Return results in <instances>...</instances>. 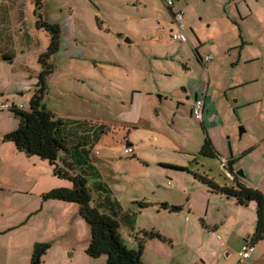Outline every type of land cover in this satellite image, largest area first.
<instances>
[{
  "label": "rangeland",
  "instance_id": "rangeland-1",
  "mask_svg": "<svg viewBox=\"0 0 264 264\" xmlns=\"http://www.w3.org/2000/svg\"><path fill=\"white\" fill-rule=\"evenodd\" d=\"M172 12L181 16L184 43L170 40L169 29L176 31V25L172 26L176 18L162 0H0V54L17 58L18 73L41 72L38 56L46 50L50 37L36 28V20L40 15L43 21L59 26V51L47 60L52 73L46 78L42 104L60 112L58 118L71 114V119L103 127L105 133L96 143L97 155L91 158L98 181L111 190V199L135 213L134 231L125 227L126 223L121 224L124 243L137 248V233L145 230L157 231L171 242L148 240L144 264H264V254L257 262L241 261L238 256L245 243L238 236L239 226H235V204L212 200L210 214L226 215L220 221L224 225L219 227V222L214 235L206 233V226L197 216H188L187 204L188 197L194 205L205 202L198 187L213 193L195 175L230 185L219 158L234 159V172H249L252 178L261 174L257 164L261 148L257 142L264 138V0H174ZM116 39L131 41L139 54L133 59V79L126 74L132 72L131 65L124 67L125 61H130L125 58L130 52L124 44L123 49L117 48ZM242 43L244 51L239 55ZM206 57L211 61L202 64L200 58ZM238 59L240 64L234 68L231 63ZM239 77L245 78L241 79L244 85L228 88L229 84L237 86L234 80ZM198 84L206 89L213 104L207 126L190 117L191 100L200 91ZM130 90L144 95L138 100L142 122L123 129L117 123L123 113L134 116L129 115L128 106L122 105L130 102ZM30 94L16 97L5 91L0 94V102H17L25 111ZM70 97L74 104L69 103ZM237 98H242L239 107L234 103ZM16 126L17 119L11 112L0 111L2 153L7 147L13 149L2 137ZM205 136L217 153L215 159L198 155ZM127 144L134 153L122 157L120 153ZM4 163H10L11 169L3 170L8 177L2 174V223L12 216L15 221L19 217L18 208L13 211L8 206L23 204L24 200L28 207L34 204V193H15L20 181H33L41 173L39 168L47 173L43 166L34 167L35 162L24 158L10 159L6 155ZM31 170L35 175L30 176ZM189 191L194 192L192 196ZM92 201L95 205V196ZM137 201L150 206L137 209L132 206ZM166 204L168 211L161 208ZM172 208L180 211L174 213ZM217 209L220 213L215 215ZM245 210V217L255 218L253 208ZM8 232L19 247L8 264H23L31 253V238L38 237L36 228L30 225ZM47 240L48 245L53 242ZM255 247L258 253H264V241ZM95 264H106L105 258H98Z\"/></svg>",
  "mask_w": 264,
  "mask_h": 264
},
{
  "label": "trees",
  "instance_id": "trees-1",
  "mask_svg": "<svg viewBox=\"0 0 264 264\" xmlns=\"http://www.w3.org/2000/svg\"><path fill=\"white\" fill-rule=\"evenodd\" d=\"M36 6L38 10L39 1ZM170 9L169 11H172ZM35 24L36 28L48 33L50 37L46 50L38 56L41 72L36 77L37 82L29 100L28 110L24 111L22 105L21 109H17L14 104L10 110H7L17 119V126L13 131L4 134L2 141L12 143L15 149L26 157H35L48 163L54 177L70 183L69 188H54L42 194L41 200L65 202L77 206L78 215L89 231L90 238L85 249L87 257L91 259L104 257L106 264H143L145 243L153 239L161 242L167 240L159 232L151 230L137 233L135 238L137 248H129L124 243L121 224L126 223L125 227L128 226L130 231H134L135 213L124 210L111 199V190L98 181L99 176L91 158L99 135L105 133L103 127L94 128L93 125H86L84 122L55 118L42 104L46 93V78L52 73V66L47 60L59 50L60 28L56 24L43 21L40 15ZM0 59L8 63L12 56L2 53ZM198 155L209 159L218 157L208 136L204 137ZM234 162V159H229L226 165L228 172L234 176V186H219L201 175H195V178L206 185L211 192L233 199L238 206L255 204V228L250 238L244 241L255 248L258 242L264 241V195L239 180L233 172ZM165 167L189 171L182 167ZM93 196H95V205H92ZM132 206L144 209L149 207V204L137 201L133 202ZM161 208L167 207L162 205ZM49 248L46 243L35 244L29 264H41L42 257Z\"/></svg>",
  "mask_w": 264,
  "mask_h": 264
},
{
  "label": "crops",
  "instance_id": "crops-1",
  "mask_svg": "<svg viewBox=\"0 0 264 264\" xmlns=\"http://www.w3.org/2000/svg\"><path fill=\"white\" fill-rule=\"evenodd\" d=\"M167 9L169 10V8ZM172 13L173 12L170 11L171 15ZM169 30H171V28ZM48 43L49 42L46 43V46L48 45ZM121 44H124L125 50H129L130 52L129 54L125 56L126 59H130L129 61L130 63L128 62V60H126L124 63L126 64V66L124 65V67L125 69H127V67L131 65L132 72L130 73L126 71V74L128 75V77L132 76L131 78L133 79V77L136 74L134 70V66H133V59L134 57H137L139 54L138 52H137L138 55L136 54L135 47L131 44V41L126 40V43H123V41L119 42L118 39L115 40V46L117 48L123 49V46ZM243 44L244 43H242L239 46L241 48L239 55H241V53L244 51L243 49L244 47L242 46ZM127 45H129L130 47L127 48L126 47ZM73 57H74L73 55H69L68 58L71 59ZM255 57H258V56L256 55ZM210 61H211V58L208 61H205V59L200 58V62L202 64H207ZM239 61L241 60L238 59L237 62L236 61L232 62L231 65L234 66V68H237L240 64ZM16 64H17L16 57H13L11 61L8 63L0 61V70H1L0 72V94L5 93V91H7L11 95L13 96L15 95L17 97V96H24L25 94L31 93L29 97L30 99L35 89L36 75H38V73L40 72V69L37 72H33L32 74L28 71L18 73L15 70ZM25 74L32 75V76L26 77ZM124 77H127V76L124 75ZM93 79L95 81V78ZM241 79H245V78L239 77L235 79L234 83H236L237 86H235V84L234 86H231L232 84H229L228 88L236 89V88L243 86L245 82H241ZM198 86H200V89H199L200 91L197 92L195 90L196 92H195L193 99L191 100L190 105L192 106V103L195 99L203 100L202 120L197 121V122H199L201 125L207 126L209 124L210 118L212 117L211 107L213 106V104H212V100L208 97V94L206 93V89L205 88L203 89L202 85L198 84ZM198 86L196 87V89L198 88ZM206 86L209 87L208 79H207ZM130 94H131V99L128 105H126L124 102L122 103V105L125 107L128 106L127 111L129 112V115L133 113L134 116L129 117L127 112L123 113L124 117H122L120 122H117L119 123V126H121L123 129H126L127 127L130 128V126L135 128L134 126L142 122V118L140 114L141 106L138 103V100H140V98L144 95L142 93L135 92V90H130ZM240 99L242 98H237L236 100H234V103L238 107L242 105L241 104L242 102ZM69 103L74 104L75 100L71 99L70 97ZM12 104L21 105L17 102H14ZM48 110L54 116L60 115L59 114L60 112L54 110L51 107ZM190 117H191V107H190ZM55 118H58V117L56 116ZM71 118H72L71 114H67V115L60 117V119H63V120H66V119L74 120V118L73 119ZM74 121H77V120H74ZM78 122L85 123L86 120L78 121ZM261 140H262L261 143L257 142L258 143L257 146L261 148V151H259V155L257 157L258 158L257 164L261 168V174H258L257 178L255 177L252 178L249 175V172L245 173L242 171L243 179L239 178V180L242 182H245L248 187L259 190L264 195V178H263V175H264V138H262ZM4 144L7 145V143H4ZM129 147L131 146L129 145ZM95 148H96V144L93 147L92 154L97 153V151H95ZM131 149L133 151L132 147ZM260 154H261V157H259ZM6 155L7 157H10V159L15 158V159L22 160V158H24L25 160L35 162L33 163L32 166L35 167L36 165L34 164L43 166L47 170V173H44L42 169L39 168L41 173L38 175V177H36L35 179H32L33 181L29 180L27 183L25 182V184H20L23 182V180L20 181L17 187V191H15V193H21V192H24L25 194L34 193L33 195L34 204L32 207L31 206L28 207L27 201L24 200L23 204H19V205L14 204L12 206L7 207L8 209H12L13 211L15 210V208H18V211L20 212V214L16 221L12 220L14 216H12L10 220H6L4 223L0 221V264L4 261H5L4 264H8V259L10 258V256H15L19 250L18 245H16L15 238L11 234H7V233H10L8 231H12L14 229H19L21 227L30 226V225H33V227L36 228L37 235H38V237H36L35 239L31 238L33 240L32 242L33 244L31 246V253H32L33 246L35 244L47 243L46 241L50 242V240H47L48 238L53 239V242L49 244L50 248L48 249L46 254L42 257L41 264H95L97 259L92 260L91 258L87 257L85 254V249L88 245L90 237H89V231H88L86 224L78 215L77 206L71 203L58 202V201H52V200H47V201L41 200L42 194L47 193L48 191L54 188H69L70 183L62 179H58L54 177L52 175L51 167L48 165V163L45 162L46 163L45 164L43 161H40L39 159L35 157H31V158L26 157L20 152H18L13 146V149L11 147H7V150L5 153H2L0 150V187H3L1 185L2 179H3L2 174L8 177L7 174L3 171L4 168H7L9 170L11 169L10 163L9 165H6V163H4ZM219 159L221 162L220 168L222 167L221 165L223 161H225L227 165L228 160L222 159V158H219ZM234 167L235 166L233 164L232 165L233 172L235 171ZM223 173H224L225 178L229 181V184H230L227 186H234V183H233L234 176L233 175L231 176L230 174H228V171L226 170L223 171ZM33 175H35V172L31 170L30 176H33ZM40 175L42 177H39ZM215 183L219 186H222L221 184H218L217 182ZM191 185L194 186V183H191ZM169 186H171V184ZM195 186H198V185H195ZM8 187H12V185H8ZM198 188L199 190L203 191L205 202L203 204L199 203L198 205H194V200L192 201V199L188 197V202H187L188 208H189L188 216L189 214L197 216L200 219L199 221H201V223L204 224V226H206V233L214 235V233L218 231V228L224 225V222H220V221H223V218H225L226 215L224 213L218 217V216H214L213 214H210L209 209L211 206H214V204H211L212 200H215L216 198H218L219 202L221 203L226 202V204L230 206H233L235 202L231 198H226L216 193H208V192H205L203 189H200L201 187H198ZM193 193H194L193 191L188 192V194H190L191 196L193 195ZM12 207H14V209ZM166 207L167 208L166 209L163 208V210L168 211L167 204H166ZM234 208L237 209V219L235 221V226H239V229L237 230L238 236L244 242L245 240H248L250 238V235L253 233L254 228H255L254 219L256 221V218L253 219V215L251 216L249 215V217H245L244 213L242 212H246L245 208H250V211H251V208H253L255 211V204L250 203L246 207L238 206L235 204ZM178 211H180V209H177V212ZM177 212H174V213H177ZM219 213H220V210L217 209V213L215 215ZM246 218H247V221H246ZM241 219H244V223H242ZM218 223H219V227H218ZM180 232L182 233V230H180ZM164 235H168V234H164ZM164 237L167 240L166 244L170 243L169 245H171V242L168 240V238L166 236ZM254 249H256V247ZM31 253L29 252L30 255ZM29 254L26 260L23 262V264H29V260H30ZM263 254L264 253H258L256 250H254V252L252 253L249 259H252L253 261L257 262V260H259Z\"/></svg>",
  "mask_w": 264,
  "mask_h": 264
},
{
  "label": "built area",
  "instance_id": "built-area-1",
  "mask_svg": "<svg viewBox=\"0 0 264 264\" xmlns=\"http://www.w3.org/2000/svg\"><path fill=\"white\" fill-rule=\"evenodd\" d=\"M162 2L164 3L165 7L169 8V9L170 8L172 9V7L174 5V0H162ZM173 15H175V18H176V21H174V23H173V25H176V31L170 32L171 33L170 39L174 42L184 43L186 41V35L184 34V28L181 25V16H180V14H173ZM209 59H210V57H206L205 61H208ZM11 106H12V104L9 105L7 103L0 102V111L10 110ZM14 106L17 109H21V107H22L21 105H14ZM202 114H203V100L202 99H195L192 103V106H191V117L195 121H201L202 120ZM132 153H133V151H132L131 147H127V148H124L122 150L120 155L129 156ZM221 166H222L221 167L222 171H225V170L228 171V168L226 166L225 161L222 162ZM228 174H230V173L228 172ZM263 178H264V175H263ZM168 185H170L169 182H168ZM253 252H254L253 245H251L249 242H247L241 247V250L238 253V256H239L241 261H245L251 257Z\"/></svg>",
  "mask_w": 264,
  "mask_h": 264
},
{
  "label": "water",
  "instance_id": "water-1",
  "mask_svg": "<svg viewBox=\"0 0 264 264\" xmlns=\"http://www.w3.org/2000/svg\"><path fill=\"white\" fill-rule=\"evenodd\" d=\"M235 175H236L238 178L243 179V173H242V171H237V172L235 173ZM171 211H172V212H177V209L172 208Z\"/></svg>",
  "mask_w": 264,
  "mask_h": 264
},
{
  "label": "flooded vegetation",
  "instance_id": "flooded-vegetation-1",
  "mask_svg": "<svg viewBox=\"0 0 264 264\" xmlns=\"http://www.w3.org/2000/svg\"><path fill=\"white\" fill-rule=\"evenodd\" d=\"M174 29H175V28H172V29L170 30V32L173 31Z\"/></svg>",
  "mask_w": 264,
  "mask_h": 264
}]
</instances>
